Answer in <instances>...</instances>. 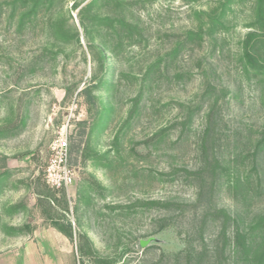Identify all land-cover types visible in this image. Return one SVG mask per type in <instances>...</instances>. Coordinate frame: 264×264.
Listing matches in <instances>:
<instances>
[{
	"label": "rangeland",
	"instance_id": "374dc122",
	"mask_svg": "<svg viewBox=\"0 0 264 264\" xmlns=\"http://www.w3.org/2000/svg\"><path fill=\"white\" fill-rule=\"evenodd\" d=\"M13 1L0 0V128L8 129L0 138V174L7 176L0 193V249L5 247L3 226L9 223L3 207L10 202L28 204L30 222L40 219L44 224L29 185L43 172L49 145L76 104L75 119L65 129L76 170L75 184L65 193L67 217L76 232L86 234L98 253L116 264H184L173 256L183 249L180 237L172 230L158 232L160 220L169 213L144 204L174 200L183 203L188 214L194 209L195 189L180 170L201 168L208 179L214 158L240 173L251 168L240 158L236 167L227 163L235 155L251 154L264 127V80L242 69L249 3L232 7L225 29L187 43L171 59L167 55L187 31L196 29L199 18L205 19L200 13L213 9L215 1L120 0L130 4L121 16L139 25L143 39L120 48L117 57L107 56L114 87L95 95L113 112L91 144L98 152L112 151L113 160L110 167L93 168L81 158L92 116L79 93L96 68L78 23V10L89 0L77 10H71L75 0L56 5L64 28L69 33L78 30L80 47L72 37L64 41L55 36L42 16L22 26L16 17L8 19L5 3ZM101 12L114 14L111 7ZM255 56L264 60V48ZM156 62L151 84L128 120L142 76ZM160 130L163 136L155 139ZM172 170L179 171L177 179L169 177ZM251 179L248 193L224 185L213 197L214 205L236 217L240 227L264 216V152ZM82 182L90 188L87 203H78ZM15 183L18 190L12 189ZM182 220L187 222L186 217ZM218 223L208 226L207 237L215 235ZM150 237L158 241L142 249L140 240ZM221 258L220 264H242L227 255Z\"/></svg>",
	"mask_w": 264,
	"mask_h": 264
},
{
	"label": "trees",
	"instance_id": "16d2710c",
	"mask_svg": "<svg viewBox=\"0 0 264 264\" xmlns=\"http://www.w3.org/2000/svg\"><path fill=\"white\" fill-rule=\"evenodd\" d=\"M85 1L75 0L71 10H77ZM214 1L213 9L200 13L205 19L199 18L196 29L187 31L184 39L167 56L172 59L177 51L187 43L200 41L204 35H211L225 29V23L232 7L247 2L250 6L251 20L247 24L249 31L241 42L242 69L244 73L257 78L262 77L261 80H264V60L255 56L264 48V0ZM60 2L62 0H14L6 2L5 5L10 7L8 19L12 20L16 17L20 26L42 16L46 20L47 27L55 36L64 41L72 37L80 47L78 30L74 28L73 33H69L64 28L59 14L56 13V5ZM129 6V3L120 0H89L78 10L79 27L92 60L96 64L95 72L89 83L79 92L84 96L87 111L92 116V124L89 128L88 139L82 149L81 158L83 163L89 162L93 168L110 167L113 160L112 151L98 152L91 144L92 136L98 137L106 129L113 112L110 104H102L95 95L99 91L109 92L114 87L113 79L108 78L107 56L110 54L117 57L120 48L134 47V45H139L143 39L139 25L129 22L121 16V13L125 12ZM102 7H111L114 14L102 13ZM157 66V62L152 63L145 70L141 88H139L138 95L134 98V103L128 111V120L136 113V108L143 98L145 89L149 88V84H151L148 80L149 76ZM7 131L8 129L0 128V138L6 137ZM163 134V130H160L155 133L154 137L158 139ZM118 139L119 135L113 138L114 145ZM263 152L264 127L259 133V138H257L251 154L235 155L232 162H227L234 163V167H236L237 158L242 161L246 160L251 163L249 170L240 173L237 171V167L232 170L216 158L213 159L211 175L208 179L203 176L204 170L201 168L180 170L187 184L193 185L195 189L194 209L188 214H186L185 205L178 201H145V206L166 210L169 213L160 220L158 232L172 230L180 237L183 249L173 255L176 261L182 258L184 264H220L221 257L227 255L234 263L240 261L242 264H264V216L259 215L240 227L236 217L213 203V197L224 185L235 192H249L252 185V173H257L258 162L262 159ZM178 173V170H172L169 177L177 179ZM6 181L7 176L5 177L4 173L0 174V193L7 186ZM95 184L101 188L97 182ZM29 187L36 198V207L44 224L54 228L68 240L76 242L75 251L78 264H116L114 258L101 256L86 234L76 232L67 217L69 208L64 190L56 191L49 188L43 179V173H40ZM12 189L18 190V183L13 184ZM89 199L90 188L86 182H82L78 189V203H87ZM25 210V203L21 200L3 207L5 217H11ZM75 211H78V207L75 208ZM185 217L186 223L182 222ZM216 223L219 225L217 232L212 238L207 237L208 226ZM184 226L185 230L182 232L180 227ZM3 230L5 236L15 237L30 234L32 227L29 223L18 227L4 224Z\"/></svg>",
	"mask_w": 264,
	"mask_h": 264
},
{
	"label": "crops",
	"instance_id": "0c3cea01",
	"mask_svg": "<svg viewBox=\"0 0 264 264\" xmlns=\"http://www.w3.org/2000/svg\"><path fill=\"white\" fill-rule=\"evenodd\" d=\"M18 200L10 202L15 204ZM26 210L6 217L7 225L22 226L29 223L30 234L9 237L4 236L0 249V264H76V242L68 240L54 228L43 224L40 219L31 223L29 205ZM78 263V261H77Z\"/></svg>",
	"mask_w": 264,
	"mask_h": 264
},
{
	"label": "built area",
	"instance_id": "2783aa9c",
	"mask_svg": "<svg viewBox=\"0 0 264 264\" xmlns=\"http://www.w3.org/2000/svg\"><path fill=\"white\" fill-rule=\"evenodd\" d=\"M76 109V104H73L62 132H59L50 143L48 158L42 172L49 188L56 191L64 190L66 194H69L70 188L75 184L76 170L70 163L69 138L65 129L74 121ZM71 223L73 225V220Z\"/></svg>",
	"mask_w": 264,
	"mask_h": 264
},
{
	"label": "water",
	"instance_id": "95a60500",
	"mask_svg": "<svg viewBox=\"0 0 264 264\" xmlns=\"http://www.w3.org/2000/svg\"><path fill=\"white\" fill-rule=\"evenodd\" d=\"M158 240L154 237H150L148 239H145V240H140L139 242V245L140 247L143 249L145 248L146 246L150 245L151 243H155L157 242Z\"/></svg>",
	"mask_w": 264,
	"mask_h": 264
}]
</instances>
